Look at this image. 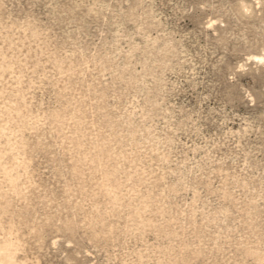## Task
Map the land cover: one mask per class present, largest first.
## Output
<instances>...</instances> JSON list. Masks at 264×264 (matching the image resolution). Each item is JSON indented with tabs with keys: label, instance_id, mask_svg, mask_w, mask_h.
I'll use <instances>...</instances> for the list:
<instances>
[{
	"label": "rangeland",
	"instance_id": "rangeland-1",
	"mask_svg": "<svg viewBox=\"0 0 264 264\" xmlns=\"http://www.w3.org/2000/svg\"><path fill=\"white\" fill-rule=\"evenodd\" d=\"M0 264H264V0H0Z\"/></svg>",
	"mask_w": 264,
	"mask_h": 264
}]
</instances>
